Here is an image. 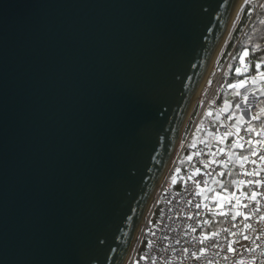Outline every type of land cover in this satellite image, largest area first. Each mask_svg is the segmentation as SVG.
I'll return each instance as SVG.
<instances>
[{
    "label": "water",
    "instance_id": "obj_1",
    "mask_svg": "<svg viewBox=\"0 0 264 264\" xmlns=\"http://www.w3.org/2000/svg\"><path fill=\"white\" fill-rule=\"evenodd\" d=\"M236 2L0 0V264H124Z\"/></svg>",
    "mask_w": 264,
    "mask_h": 264
},
{
    "label": "built area",
    "instance_id": "obj_2",
    "mask_svg": "<svg viewBox=\"0 0 264 264\" xmlns=\"http://www.w3.org/2000/svg\"><path fill=\"white\" fill-rule=\"evenodd\" d=\"M233 51L234 49L222 64L216 65L217 59L211 64L210 77L197 93L195 101L191 105L189 117L192 116V123L182 142L181 149L172 164H170L171 157L170 168L167 170L168 164L158 180L150 205L139 223L125 264H237L241 260L244 261V264H261L264 261V256L260 255L261 251H264V236H261L264 223L259 222V215H264V208L253 216L252 220L248 221L253 225L255 231L245 230L244 234L252 239L244 240L239 235L240 229L232 227L233 224H240L242 217L232 221L230 217L219 215L220 211L228 212L231 205L219 200L220 203H225V207L219 209L216 206L218 200L213 199L216 193H220L222 196L226 195L224 192V188L227 187L225 180L231 169L235 168V175L231 181L250 178L244 177L240 173L245 169L251 170L254 166L245 162L244 168H241L238 160L241 154H248V145L245 144V148L240 149L235 146V142L239 140L240 143H245L249 139L264 141V135L256 134L264 131V125L258 123L261 119L252 121V125L256 129V132L253 133L245 131L247 125L243 124V121L238 132L236 128L232 127L241 115L247 120L255 114L251 107L257 98L264 94V80L257 78L256 83L251 82V77L256 74V70L250 57L246 58V62L249 63V71L244 75L235 73V67L239 65L238 58L234 65L229 67ZM261 69L264 70V67ZM245 77H248L250 82L246 90L250 89L255 94L249 93L247 104L242 101L241 108L234 111L235 107L231 100L223 98L222 94L230 88L229 84H236ZM233 78L235 80L230 81ZM250 97L252 98L250 99ZM229 131L232 132V135L224 136L221 141L220 137ZM241 136L244 137L243 140H240ZM191 138H193L192 141H190ZM193 145L195 146L193 147ZM262 147L264 145L258 146L257 150L259 151ZM220 148L224 149L223 153H219ZM210 152L217 153V155L212 156ZM188 157L191 159L189 160ZM181 158L183 163L178 166L177 163L179 160L181 161ZM211 160L223 163H211L208 168H204V163ZM176 166L177 168L174 170ZM195 168L201 169L200 173L194 176V181L200 182L199 189L192 180L188 179L194 173ZM221 172H225L224 175L218 174ZM173 179H175V183H173ZM204 181H207L206 185L203 183ZM236 187L231 184V187L227 188L231 192L235 191ZM251 190L248 187H241L237 191V195L240 196L241 192H250ZM241 199L243 203L248 202L243 197ZM232 203H235V200ZM197 204H200L201 207L196 208ZM261 204H264V200L261 201ZM204 205H208V207L206 208ZM238 210L250 211V209L243 208ZM208 226L211 227L205 229ZM240 227L242 228V224ZM224 228H229L232 232H237L238 235L231 236L228 232L222 231ZM193 229L195 230L193 231ZM212 232L220 233L217 240H208L204 244L199 243V239L203 235H210ZM257 236H261V238L256 239ZM226 237L231 240H239V243L234 244L237 249L236 253L226 250ZM213 244H219L220 247H213ZM256 245H260V247L256 249L255 253L248 251ZM184 249H188V251L185 252ZM201 249H206V254L200 260L192 259L191 253H198ZM225 256L228 259H225Z\"/></svg>",
    "mask_w": 264,
    "mask_h": 264
},
{
    "label": "snow or ice",
    "instance_id": "obj_3",
    "mask_svg": "<svg viewBox=\"0 0 264 264\" xmlns=\"http://www.w3.org/2000/svg\"><path fill=\"white\" fill-rule=\"evenodd\" d=\"M252 3H258V0H245V4L251 5ZM259 7L264 8V4H258ZM262 24H264V20L261 21ZM264 51V48H262L260 45H253L251 49L249 48H244L241 53L237 55L239 60V65L235 67V73L237 75H244V73L249 71V63L246 62V58L250 56L251 52H256L257 50ZM254 69L256 70V74L251 77V82L256 83L257 78L260 80H264V71H260L262 67H264V56H261L258 58V60L254 63L253 65ZM248 77H245V79L238 81L236 84H229V87L231 88H243L246 86L248 82ZM235 95L241 96L240 92H236ZM243 103L247 104L248 102V96L244 95L242 97ZM236 108H240V104L236 105ZM262 114H264V108L260 109L259 112H256L255 114L251 115L249 119L245 120L243 115H241L237 121L236 124L232 125L233 128L237 129V132L239 130V127L241 126V122L243 121V124L247 125L245 128V131L248 133H253L256 132L255 127L252 125V121H258L262 118ZM208 115H211V113H208ZM258 136L264 135V131L256 133ZM232 135V132H225L223 136L220 137V140L222 141L224 136H230ZM244 137H240V140H243ZM245 144L248 145L247 148V155L241 154L238 158L240 167L244 168L245 162L250 163L254 167L251 170L245 169L240 175L244 177H250L249 179H241V180H233L231 181V184L236 187L235 191H228V188H224V192L226 195H221L220 193H216V195L213 197L214 200H218L217 202V208L223 209L225 207V203H220L219 200H223L227 204H230L231 207L229 208L228 212L220 211L219 215L221 216H226L230 217L232 221H236L238 217H242V220L240 224H242V228L240 227V224H233L232 227L234 228H239L240 232L239 235L242 236L244 240H251L252 238L249 237L245 233V230L248 231H255L253 228V225L249 223L248 221L252 220L253 216L256 214L260 213L262 208H264V204H261V201L264 200V167H261V165H264V147L260 148L258 151L257 148L258 146L264 145V141L261 140H255L253 141L252 139H249L245 141V143H240V141L235 142V146L240 149L245 148ZM195 145H193L194 147ZM231 147V146H230ZM224 149L220 148L219 153H223ZM212 156L217 155V153H211ZM199 155V153H197ZM233 155H236L233 153ZM254 158V159H253ZM190 160L191 157H188ZM211 163H223L221 161H216V160H211L209 162L204 163V168H208ZM226 166V165H225ZM201 171L200 168H195L194 173L188 177L189 180H192L195 184L196 187L199 189L200 188V182L194 181V176L199 174ZM219 175H224L223 172L218 173ZM173 183H175V179H173ZM205 185L207 184V181L203 182ZM241 187H248L251 188L252 190L250 192H241V195H237V191L240 190ZM211 191V189H209ZM241 197H243L244 200H247V203H243ZM235 200V203H232V201ZM201 205L197 204L196 208H200ZM204 207H208V205H204ZM243 208V209H250L249 212H243L239 211L238 209ZM209 211H212V209H209ZM259 222L264 223V215H259ZM207 223V221H206ZM195 229H193L194 231ZM224 232H228L231 236H237V232H232L231 229L229 228H224L222 229ZM220 236L219 232H212L210 235L205 234L199 239V243L204 244L208 240H217ZM261 236H264V230L261 232ZM261 236H257L256 239H260ZM227 243H226V250L228 252L236 253L237 249L234 247V244L239 243V240H231L228 239L227 237L225 238ZM213 247H220L219 244H213ZM260 245H256L255 247H252L248 249V251L255 253L256 249L259 248ZM185 252L188 251V249H184ZM206 254V249H201L198 253L197 252H192L191 257L194 260H200L204 255ZM260 255L264 256V251H261ZM225 259H228L227 256L224 257ZM237 264H244V261H238ZM261 264H264V261L261 262Z\"/></svg>",
    "mask_w": 264,
    "mask_h": 264
},
{
    "label": "trees",
    "instance_id": "obj_4",
    "mask_svg": "<svg viewBox=\"0 0 264 264\" xmlns=\"http://www.w3.org/2000/svg\"><path fill=\"white\" fill-rule=\"evenodd\" d=\"M259 2L260 0H258V3H252L251 5L246 4L234 29L233 36L229 42L227 52L231 50L236 40L239 37L240 38L238 39V43L233 51L229 66L230 68L234 65L235 61L237 60V58L234 57H237V55L241 53L244 48L251 49L253 45H260L262 48H264V24L261 23V21L264 20V8L258 6ZM260 4H264V0H262ZM261 56H264V51L258 49L256 52H251L249 57L254 64ZM233 80H235V78L231 79L230 81ZM234 99H236V97ZM263 107L264 95L257 98L252 109L256 111ZM262 117L264 122V115ZM182 163V161L179 162L180 166L182 165ZM234 175L235 168L231 169L226 179V185L228 187H231V179L234 177ZM210 227L211 226H208L207 228Z\"/></svg>",
    "mask_w": 264,
    "mask_h": 264
},
{
    "label": "rangeland",
    "instance_id": "obj_5",
    "mask_svg": "<svg viewBox=\"0 0 264 264\" xmlns=\"http://www.w3.org/2000/svg\"><path fill=\"white\" fill-rule=\"evenodd\" d=\"M262 0H260V2H261ZM260 2H259V4H260ZM245 6H246V4H244L243 5V7L241 8V11H239V13H238V15H237V17L235 18V20L232 22V24L229 26V29H228V31H227V34H226V37H225V40L223 41V43L221 44V46H220V48H219V50H218V52H217V63H216V65H220V64H222L225 60H226V58L228 57V55H229V53L231 52V50L232 49H235V47H236V45H237V43H238V39L236 40V42L234 43V45L232 46V48H231V50H229L228 52H227V50H228V46H229V42H230V40H231V38H232V36H233V32H234V29H235V27H236V25H237V23H238V20H239V18H240V16H241V14H242V12H243V9L245 8ZM215 59V60H216ZM213 62V61H212ZM211 62V63H212ZM260 71H264V70H262V69H260ZM247 85H250V82H249V80H248V82H247V84H246V86L245 87H243V88H236V89H234V88H228L227 90H225L224 91V93L222 94L223 95V98H226V99H229V100H231V102L233 103V105H234V107L236 108V105L237 104H240L243 100H242V97L244 96V95H246V96H248L249 97V93H253V92H251V90L250 89H248V90H246L247 89ZM236 92H240L241 93V96H237V95H235V93ZM255 93H253V95H254ZM262 95H264V94H262ZM236 97V99H234ZM196 98V97H195ZM194 98V99H195ZM252 97H250V99H251ZM195 101V100H194ZM193 101V102H194ZM241 108V107H240ZM239 108V109H240ZM238 111V110H237ZM189 112H190V110H189ZM189 112H188V115H187V118H186V120H185V123H184V125H183V128H182V130H181V132H180V134H179V138H178V141H177V144H176V146H175V149H174V152H173V156H172V160H171V162H170V164H172L173 163V161H174V159L176 158V156L178 155V153H179V151H180V149H181V145H182V142H183V140H184V138H185V136H186V134H187V131H188V129H189V127H190V125H191V123H192V116L190 115V117H189ZM193 140V138H191L190 139V141H192ZM183 158V157H182ZM181 158V161L183 162V159ZM169 162H168V164H169ZM179 162H180V160H179ZM179 162L177 163V165L178 166H180V164H179ZM170 164H169V166H168V168H167V170L170 168ZM167 167V166H166ZM165 167V168H166ZM176 168H177V166L174 168V170H176ZM226 181V180H225ZM227 186V185H226ZM228 187V186H227ZM205 229H208L207 227L205 228ZM125 262H126V260H125ZM125 262H124V264H125Z\"/></svg>",
    "mask_w": 264,
    "mask_h": 264
},
{
    "label": "bare ground",
    "instance_id": "obj_6",
    "mask_svg": "<svg viewBox=\"0 0 264 264\" xmlns=\"http://www.w3.org/2000/svg\"><path fill=\"white\" fill-rule=\"evenodd\" d=\"M244 4H245V0H237L235 6H234V8H233V11H232V13H231V16H230V18H229V21H228V24H227V28H226L225 34H224V36H223L221 42L219 43V45L217 46V48L215 49V51L213 52V54H212V56H211V59H210L209 65H208V67H207V69H206V71H205V73H204V75H203V77H202V79H201V81H200V83H199V86L197 87V91H196V93H195V95H194V98L197 96V93L200 91V89H202L204 83L209 79V77H210L211 64H212V63L214 62V60L217 58V56H216V55H217V52H218V50H219L221 44H222L223 41L225 40V37H226L227 31H228V29H229V26H230V25L232 24V22L235 20V18L237 17L239 11H241V8L243 7ZM215 57H216V58H215ZM212 61H213V62H212ZM211 62H212V63H211ZM194 98H193V100H192V103H193V101H194ZM192 103H191V105H192ZM233 103H234V102H233ZM164 170H165V168L162 170L161 175H162V173L164 172ZM161 175H160V176H161ZM128 254H129V253H128ZM128 257H129V255H128ZM126 259H127V258H126Z\"/></svg>",
    "mask_w": 264,
    "mask_h": 264
},
{
    "label": "crops",
    "instance_id": "obj_7",
    "mask_svg": "<svg viewBox=\"0 0 264 264\" xmlns=\"http://www.w3.org/2000/svg\"><path fill=\"white\" fill-rule=\"evenodd\" d=\"M255 103V102H254ZM254 105V104H253ZM253 106L251 107V110L253 111V112H259L260 111V109L259 110H256V111H254L253 109ZM264 108V107H263ZM262 109V108H261ZM237 110H239V109H237V108H235V110L234 111H237ZM264 114H262V116H263ZM258 123H260V124H262V125H264V122H263V117L261 118V120L258 122ZM257 123V124H258Z\"/></svg>",
    "mask_w": 264,
    "mask_h": 264
}]
</instances>
